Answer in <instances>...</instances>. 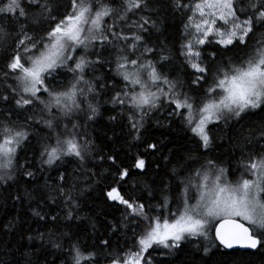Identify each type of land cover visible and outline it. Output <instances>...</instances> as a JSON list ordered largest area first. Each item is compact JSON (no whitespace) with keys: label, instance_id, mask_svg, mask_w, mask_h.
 Instances as JSON below:
<instances>
[{"label":"snow or ice","instance_id":"obj_1","mask_svg":"<svg viewBox=\"0 0 264 264\" xmlns=\"http://www.w3.org/2000/svg\"><path fill=\"white\" fill-rule=\"evenodd\" d=\"M164 6L185 18L179 57L190 70L189 91L171 75L173 56L167 45L150 43L153 32L160 31L153 19L160 11L159 0H0V82L5 83L0 104L14 101L15 109L31 110L23 123L13 120L10 111L0 121V182L17 174L35 178L32 162L25 158L20 163L19 152L44 130L40 171L73 160L74 171L85 169L92 156L86 129L100 115L102 90L113 93L106 103L120 108L108 119L126 118L136 133L133 139H140L145 118L166 102L172 108L169 116L181 117L196 142V150L176 157L160 189L162 202L156 205L150 203L156 199L155 188H148L147 197L123 195L119 185L129 169L114 154L101 155L118 175L117 186L105 195L123 206V226L132 224V235L114 248L110 239L82 244L70 231L58 237L50 231L47 239L43 232L27 237L65 250L69 259L64 264H100L101 257L107 264H163L153 253L170 255L182 242L197 238L226 250L264 249V125L255 140L258 147L253 146L255 130L245 138L235 168L199 152L213 145L210 125L227 126L245 114L264 111V31L257 32L264 29V0H165ZM231 49L238 54L217 60ZM105 63L110 76L89 78V72ZM61 74L71 78L58 82ZM157 149L156 143H148L145 151ZM134 167L143 172L146 160L138 156ZM48 179L43 185L48 200L57 203L63 197L64 219H80L73 212L79 207L77 179L67 188L66 170L52 184ZM31 211L40 220L55 223L59 218V213L49 217L39 204ZM117 230L112 225V232ZM65 238L66 249L61 243ZM25 264L33 262L26 259Z\"/></svg>","mask_w":264,"mask_h":264},{"label":"trees","instance_id":"obj_2","mask_svg":"<svg viewBox=\"0 0 264 264\" xmlns=\"http://www.w3.org/2000/svg\"><path fill=\"white\" fill-rule=\"evenodd\" d=\"M66 0H59L64 4ZM161 7L158 14L153 15V19L158 21L160 31L153 32L150 37L151 44L164 42L171 50L173 59L168 67L173 68L171 75L179 77L184 81V90L189 91L190 75H186L190 70L182 64L179 57V46L181 43L184 17L179 13H173L166 8L165 0H159ZM119 0H117V4ZM112 21L109 20L108 23ZM264 29H257V32ZM11 41H9L10 43ZM209 47L207 51H211ZM159 51V49H157ZM238 49H231L222 52L217 56V60L223 57L238 54ZM4 53V48L0 47V56ZM79 55V53H78ZM105 53V59L107 58ZM91 59H96L91 56ZM2 63V61H0ZM109 65L97 66L96 71L89 72V78L93 75H111L108 72ZM114 67V65H113ZM70 75L61 74L57 76L58 82H66ZM103 82V81H101ZM7 83H12L8 81ZM5 91V83L0 82V93ZM113 93L107 90L101 91L99 97L100 115L95 120L89 121L87 126V139L92 141V156L89 157L85 169L74 171L77 162L59 163L58 166L48 168L44 166V171H40L39 151L40 138L44 131L38 135H32L30 140L19 152L20 163L25 162V158L31 161L33 167L30 168L36 173L35 178H29L22 174H17L15 179L0 182V264H25L26 259H31L33 264H64L68 258L67 252L63 249L52 247L51 243H44L40 240L28 241L29 235L38 236L45 233L46 239L51 231L57 237L62 232L70 233L80 239L82 244L93 245L102 239H110L113 248L119 242L124 243L126 237H131L133 225L127 228L123 226L122 212L123 206H118L107 200L106 191L112 186H117L114 181L118 178L116 167L106 158L101 160V155H115L117 163L123 168L129 169V176L119 185L122 194L126 197H147L148 188L156 189V199L150 203L156 205L161 203L160 189L170 178V170L176 165V157L186 155L189 151L196 150L195 138L185 127L182 118L169 116L172 108L166 102H162L158 110L151 112L144 120V127L140 132V139H133L136 135L130 129L127 119L118 117L117 120H109L108 117L118 115L120 108H113L110 103H106ZM11 118L23 123L31 110L25 112L15 109L12 104H0V121H3L8 112ZM264 125V111L255 110L254 113L245 114L237 123L231 122L225 126L210 125L211 135L214 138L212 147L209 150L199 149L204 156H210L223 161L226 166L235 168L240 158V149L245 144L252 130L253 146L260 134V128ZM40 126H36L39 129ZM31 131V129H30ZM231 140V142H230ZM148 143H156L157 151H145ZM264 143V141H261ZM171 150V152H170ZM146 160V170L143 172L134 167L137 157ZM169 157L172 161L167 163L164 157ZM159 166V167H157ZM67 171L69 174L67 188L72 180L77 179L74 195L79 207L73 209L74 216L80 219H64L67 209L64 206V198L59 197L57 203L48 200L49 190L44 188L45 178H49L52 184L59 174V171ZM147 186V187H146ZM54 194V193H53ZM175 195V192L172 193ZM18 197V198H17ZM43 206V212L48 216L59 213L58 220L53 223L50 219L40 220L32 215L31 209L37 205ZM174 207V205H173ZM94 225V227H93ZM112 225H117L118 230L113 233ZM67 238L63 243L67 248ZM205 247H208L207 253ZM167 252V250H163ZM28 253V256H25ZM163 262V264H264V249L253 253L252 251L225 250L217 248L206 242L203 238L190 239L181 243V247L173 251L170 255H160L153 253ZM100 264L107 262L100 258Z\"/></svg>","mask_w":264,"mask_h":264},{"label":"water","instance_id":"obj_3","mask_svg":"<svg viewBox=\"0 0 264 264\" xmlns=\"http://www.w3.org/2000/svg\"><path fill=\"white\" fill-rule=\"evenodd\" d=\"M226 250V249H225ZM242 250V249H241ZM242 251H245V250H242ZM249 251H251V250H249Z\"/></svg>","mask_w":264,"mask_h":264},{"label":"bare ground","instance_id":"obj_4","mask_svg":"<svg viewBox=\"0 0 264 264\" xmlns=\"http://www.w3.org/2000/svg\"><path fill=\"white\" fill-rule=\"evenodd\" d=\"M228 251V250H227Z\"/></svg>","mask_w":264,"mask_h":264}]
</instances>
